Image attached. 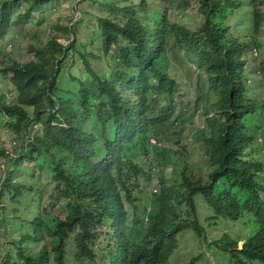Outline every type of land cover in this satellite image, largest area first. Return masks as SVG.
I'll use <instances>...</instances> for the list:
<instances>
[{
	"label": "trees",
	"instance_id": "obj_1",
	"mask_svg": "<svg viewBox=\"0 0 264 264\" xmlns=\"http://www.w3.org/2000/svg\"><path fill=\"white\" fill-rule=\"evenodd\" d=\"M51 2L0 0V55L11 29L42 17ZM248 4L252 31L243 41L224 23L243 6L240 0H160L151 9L146 0L100 2L107 11L97 20L100 56L78 44L70 17L68 24L52 26L43 43L30 46L31 61L11 60L1 67L14 96L0 95V124L16 145L11 157L0 137V160L11 162L15 172L41 162L65 210L48 218L46 210L31 220L17 217L26 232L11 239L0 234V264H167L177 235L186 229L200 237L205 233L196 196L212 211L211 220L243 218L251 227L243 238L225 233L205 239L225 253L223 264H264V137L258 135L260 127L254 135L245 127L256 112V103L246 99L249 82L259 80L264 90L262 65L259 75L249 74L248 67V51L254 58L264 49V0ZM194 7L200 26L170 19L172 12L180 17ZM93 59L101 65L94 66ZM75 66L86 75L74 82L78 86L72 92L60 86L59 76ZM193 68L207 84L200 158L205 174L165 143L171 134L168 123L180 106L178 127L190 121L181 100L180 69L186 74ZM80 116L93 133L79 128ZM95 120L102 127L99 135ZM158 153L174 163L177 183L165 185L163 170L158 177L162 190L155 194L150 187L157 179ZM7 170L0 199L19 183ZM1 210L0 232L8 221ZM199 258L200 253L187 264Z\"/></svg>",
	"mask_w": 264,
	"mask_h": 264
},
{
	"label": "rangeland",
	"instance_id": "obj_2",
	"mask_svg": "<svg viewBox=\"0 0 264 264\" xmlns=\"http://www.w3.org/2000/svg\"><path fill=\"white\" fill-rule=\"evenodd\" d=\"M122 1L123 0H52V2L48 4L42 17L37 15L34 18L33 23L24 25V28L22 29L17 27L11 29L7 40L2 42L3 48L1 49L2 52L0 55V70L3 65L9 63L11 60H18L21 62L31 61L34 55L30 53V46L32 44L36 45L43 43L47 38L46 32L51 30L52 26L57 24H68L70 17L73 19L70 26H73L72 29L76 35L78 44L80 46L88 45L89 52L100 56L101 54L98 50L99 44L101 43V30L98 26L97 20L100 17L106 16L107 12L106 9L100 5V2L119 4ZM146 1L150 5V9L159 7L160 0ZM240 1L243 6L237 12L233 13V16L228 14L229 17L224 23L230 26V33L233 37L245 41L243 38L250 35L252 31L253 9L251 5L248 4V0ZM200 18V13L198 12L197 7H194L188 11L187 14L180 17L176 16L174 12L170 15L171 20L174 19L176 21H181L184 24H190L194 27L200 26ZM60 43L66 45V42L63 40H61ZM81 51L82 53L85 52L82 49ZM248 52L251 62L256 64L249 68V74L252 75L253 73H258V70L264 68V49L262 50V56L254 58L251 57V52ZM6 56L9 57V59H5ZM76 62L79 64V57L76 59ZM91 62L94 66L101 65L98 59H93ZM68 63L70 65L71 61L69 60ZM260 65H262V68L260 67L258 69V66ZM194 69L195 68H193V71L187 72L186 74L185 70L180 69L182 75H184L182 79L183 81L181 82V100L187 106V118L190 121L186 126L178 127L180 119L182 118L180 117V114H178L181 112L180 106L178 113L175 114L173 119L168 123L169 129H171V134L170 140L165 143L175 151H182L184 154V160L197 165V167L194 168V171L198 172L201 170V174H205L206 171L200 164V158L203 154L201 145L206 125V118L202 115V106L205 101L204 99L206 98L207 84L205 78L203 77L200 79L197 70ZM66 70L67 73H65ZM66 70L59 76L60 86L64 89H71L70 91L74 92L79 84L78 80L83 79L86 74L84 71L79 70L77 66L73 68L69 67ZM72 75L75 76L76 80L72 78ZM74 82L78 84L75 85ZM86 82L91 83L92 80L89 78ZM254 82L259 83L256 86ZM262 90V83L259 80L252 78L251 85L247 90L246 99L256 103V112L254 116L251 115L246 118L245 127L252 135L256 134V130L260 127V134L258 135L264 137V125H261L264 123L262 116V114H264V92L262 93ZM2 94H6L9 99H12L14 96L11 83L8 79H4L0 73V95ZM210 100L211 102H214L213 97H211ZM197 101H199V104L197 103L195 105ZM76 124L82 131L93 133L91 130V123L86 121L83 117L80 116L76 121ZM92 124L94 130H96L95 134L99 135L100 132H102L101 125L98 124L96 120L92 121ZM172 133H174L173 139L171 138ZM0 137L6 145L8 144L11 157L14 156L13 152L15 146L13 144V134L6 131L1 124ZM10 144L12 145L10 146ZM99 147L100 144H98V150ZM158 160L159 162L157 161L156 163L157 168H155V176H157V179L150 187V191L157 189V193L162 190L161 180L158 177L163 170H165V177L168 180V183H165V185L170 186L171 184L174 185L177 183V181H175L176 167L172 160L168 157L164 160L161 156L158 157ZM7 162L8 161L6 160H0V182H2L5 173L8 172L7 168H9V174L12 176L13 180L19 182L18 185H16L15 190L12 189L9 195L7 194L0 199V210L5 208L4 215L8 217L6 226L1 230L0 234L2 237L7 235L9 236L8 238L11 239L13 237H19L21 232H26V227L23 230V226L21 225V222L17 220V217L31 220L35 212L39 215L40 211L46 210L48 218L57 210V213L65 210V203L59 202V200L55 198V185L47 172L44 169H41V162H36L37 167H35V164L34 167L31 166L33 169L21 168L17 172H15L14 167H12V163ZM46 162L49 163V160L47 159ZM204 177L206 178L207 176L205 175ZM15 191H22L21 196L18 198L15 197ZM144 197L148 198V195H144ZM194 202L198 219L201 226L204 228L205 233L200 237L195 231L186 229L177 235V249L170 257L167 264H187L190 259L198 253H200V258L196 264H223L226 256L225 253L216 250L215 248H211L210 245L206 244L205 239L208 241L217 240L225 233L233 238H243L248 232L249 235L251 234V227L245 224L246 220L243 218L237 221L229 219L211 220L210 217L212 211L206 205L203 198L201 196H196ZM128 209L130 210L129 207ZM146 221L147 219H145V224ZM141 224L142 223L140 222L135 226L136 231L140 229ZM242 243L243 241L239 242V247L242 246ZM34 247L35 246L32 248ZM20 264L23 263L21 262Z\"/></svg>",
	"mask_w": 264,
	"mask_h": 264
},
{
	"label": "crops",
	"instance_id": "obj_3",
	"mask_svg": "<svg viewBox=\"0 0 264 264\" xmlns=\"http://www.w3.org/2000/svg\"><path fill=\"white\" fill-rule=\"evenodd\" d=\"M254 65H256L254 62H250L249 63V65H248V67L250 68V67H252V66H254ZM255 74H258L257 72L256 73H253V75H255ZM259 83V82H258ZM258 83H256V82H254V84H256V86H257V84ZM249 84L251 85V81L249 82ZM257 89H258V87H257ZM259 90V89H258ZM264 92V90H262V93ZM264 109V108H263ZM262 116H263V119H264V114H262ZM263 122H264V120H263ZM261 125H264V123L263 124H261ZM204 170H205V168H204Z\"/></svg>",
	"mask_w": 264,
	"mask_h": 264
},
{
	"label": "clouds",
	"instance_id": "obj_4",
	"mask_svg": "<svg viewBox=\"0 0 264 264\" xmlns=\"http://www.w3.org/2000/svg\"><path fill=\"white\" fill-rule=\"evenodd\" d=\"M255 115V114H254ZM155 141V140H154ZM154 141H152V143H154ZM155 143H156V141H155ZM154 143V144H155ZM155 194L158 192V190L157 189H155L154 191H153Z\"/></svg>",
	"mask_w": 264,
	"mask_h": 264
},
{
	"label": "built area",
	"instance_id": "obj_5",
	"mask_svg": "<svg viewBox=\"0 0 264 264\" xmlns=\"http://www.w3.org/2000/svg\"><path fill=\"white\" fill-rule=\"evenodd\" d=\"M14 144V146L16 145L15 143H13ZM0 217H2V211L0 210Z\"/></svg>",
	"mask_w": 264,
	"mask_h": 264
},
{
	"label": "water",
	"instance_id": "obj_6",
	"mask_svg": "<svg viewBox=\"0 0 264 264\" xmlns=\"http://www.w3.org/2000/svg\"><path fill=\"white\" fill-rule=\"evenodd\" d=\"M69 42H66V45L68 44Z\"/></svg>",
	"mask_w": 264,
	"mask_h": 264
}]
</instances>
